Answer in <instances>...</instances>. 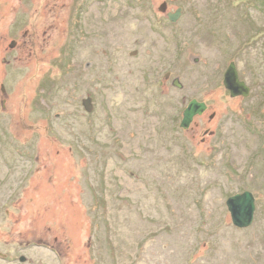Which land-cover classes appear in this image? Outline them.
I'll list each match as a JSON object with an SVG mask.
<instances>
[{"label": "rangeland", "instance_id": "374dc122", "mask_svg": "<svg viewBox=\"0 0 264 264\" xmlns=\"http://www.w3.org/2000/svg\"><path fill=\"white\" fill-rule=\"evenodd\" d=\"M257 1L0 0V264H264Z\"/></svg>", "mask_w": 264, "mask_h": 264}, {"label": "water", "instance_id": "95a60500", "mask_svg": "<svg viewBox=\"0 0 264 264\" xmlns=\"http://www.w3.org/2000/svg\"><path fill=\"white\" fill-rule=\"evenodd\" d=\"M264 3V0H258ZM161 13L167 12V4L164 3L159 8ZM182 15V9H178L175 13H167V18L171 23H176ZM11 48L16 47L13 42ZM178 82V81H177ZM224 86L230 92L231 98L248 97L250 89L241 81L235 63H231L227 72L225 73ZM177 87H182L180 83L175 84ZM4 91V88H3ZM83 106L88 113L93 111L91 99L83 101ZM208 109L205 103L193 100L189 103L187 109L183 113V119L180 127L183 130H188L196 116L203 115ZM215 114L211 116L213 119ZM227 209L231 215L232 223L236 228L246 229L253 224L255 214V198L251 192H244L230 197L226 202Z\"/></svg>", "mask_w": 264, "mask_h": 264}, {"label": "flooded vegetation", "instance_id": "af4514ba", "mask_svg": "<svg viewBox=\"0 0 264 264\" xmlns=\"http://www.w3.org/2000/svg\"><path fill=\"white\" fill-rule=\"evenodd\" d=\"M260 3V2H259ZM262 4V3H261ZM16 43V42H15ZM17 45V44H16ZM91 104H92V100H91ZM12 261H10V262H12L13 264H16L15 262H16V259H11ZM20 260H22V259H20ZM22 262V261H21ZM23 262H27V259H24L23 260ZM28 264H35V262L33 261V259H30V260H28V262H27Z\"/></svg>", "mask_w": 264, "mask_h": 264}, {"label": "trees", "instance_id": "16d2710c", "mask_svg": "<svg viewBox=\"0 0 264 264\" xmlns=\"http://www.w3.org/2000/svg\"><path fill=\"white\" fill-rule=\"evenodd\" d=\"M257 2H260V1H257ZM260 3L264 4L263 2H260Z\"/></svg>", "mask_w": 264, "mask_h": 264}]
</instances>
